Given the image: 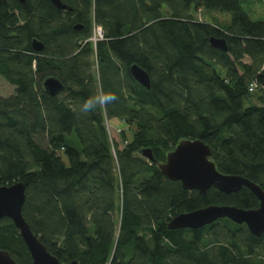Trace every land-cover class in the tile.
<instances>
[{"label":"trees","instance_id":"1","mask_svg":"<svg viewBox=\"0 0 264 264\" xmlns=\"http://www.w3.org/2000/svg\"><path fill=\"white\" fill-rule=\"evenodd\" d=\"M61 1L72 11L50 0H0V76L15 87L0 97V186L26 184L23 215L34 234L60 264H264V234L245 224L168 228L212 205L258 209L249 189L202 195L158 167L180 141L198 139L221 173L264 190V21L244 9L261 0ZM200 10L230 18L202 21ZM94 27L104 35L96 44ZM211 38L225 39L227 51ZM133 65L147 71L150 89L132 77ZM49 77L65 85L56 97L43 89ZM100 91L119 100L82 113ZM112 120L126 126L115 155ZM148 148L156 162L142 156ZM0 248L32 264L7 218Z\"/></svg>","mask_w":264,"mask_h":264},{"label":"water","instance_id":"2","mask_svg":"<svg viewBox=\"0 0 264 264\" xmlns=\"http://www.w3.org/2000/svg\"><path fill=\"white\" fill-rule=\"evenodd\" d=\"M25 3L26 0H18ZM59 11H72L61 0H50ZM76 30H82L83 25H76ZM213 48L227 51L225 39L211 38ZM33 49L37 52L43 50V43L33 41ZM132 77L141 86L150 89L151 79L147 71L133 65L130 69ZM45 93L56 97L65 90V85L56 77H49L43 81ZM142 156L151 162H156L151 149H143ZM163 175L174 182H180L186 191H198L205 195L210 188H215L225 194L238 193L243 188L249 189L259 200V208L245 210L233 206L212 205L188 213H182L168 224L170 230L191 229L198 230L211 225L221 219H229L241 225L245 224L250 232L260 237L264 234V190L256 183L239 176L221 173L211 160V149L201 140L185 139L180 141L176 148L166 158V162L158 165ZM26 201V184L17 182L9 186H0V221L10 219L18 229L26 245L32 264H60L57 257L51 254L39 237L34 234L29 223L23 215ZM0 264H18L8 251L0 248ZM71 264H79L72 262Z\"/></svg>","mask_w":264,"mask_h":264},{"label":"rangeland","instance_id":"3","mask_svg":"<svg viewBox=\"0 0 264 264\" xmlns=\"http://www.w3.org/2000/svg\"><path fill=\"white\" fill-rule=\"evenodd\" d=\"M244 9L247 11V13L250 15V17L255 20V21H264V0H261L260 2L256 3L255 5H244ZM196 17L199 20L202 21H209L213 22L214 20H217L218 22H228L229 21V15L226 14H219V13H206L202 10L198 11L196 13ZM103 32V31H102ZM94 31L92 38H94L95 41L101 39V35L97 31L96 36L94 37ZM104 36V35H103ZM91 38V39H92ZM93 42V41H92ZM98 42V41H97ZM94 43V42H93ZM94 73L96 72V65L93 67ZM15 87L9 84L4 78L0 76V97L2 98H8L14 94ZM253 102L256 105H261V102L258 99H253ZM107 132H108V137L113 149V154H116V146L120 149L124 147V144L122 143L123 141L121 140V131L123 129H126V126L118 120H112L111 122L106 124ZM129 137H132V133H128ZM38 141L42 145H46L47 141L46 138L40 137ZM115 218L117 221L119 220V213L116 212Z\"/></svg>","mask_w":264,"mask_h":264},{"label":"clouds","instance_id":"4","mask_svg":"<svg viewBox=\"0 0 264 264\" xmlns=\"http://www.w3.org/2000/svg\"><path fill=\"white\" fill-rule=\"evenodd\" d=\"M118 100L119 96L116 93L100 91L85 100L80 110L82 113L94 112L98 108L107 107L110 104L116 103Z\"/></svg>","mask_w":264,"mask_h":264},{"label":"built area","instance_id":"5","mask_svg":"<svg viewBox=\"0 0 264 264\" xmlns=\"http://www.w3.org/2000/svg\"><path fill=\"white\" fill-rule=\"evenodd\" d=\"M97 31L101 35V39H99V40H102L103 39V32H102V29L100 27H94V33H95L94 37L96 36ZM99 40H97V41H99ZM91 41H93L95 44L97 42V41L94 40V38H92ZM255 88H256V86L253 84V85L250 86L249 91L253 92L255 90Z\"/></svg>","mask_w":264,"mask_h":264}]
</instances>
